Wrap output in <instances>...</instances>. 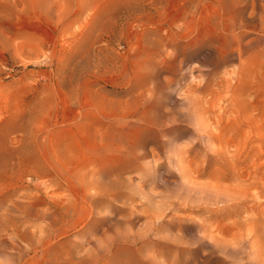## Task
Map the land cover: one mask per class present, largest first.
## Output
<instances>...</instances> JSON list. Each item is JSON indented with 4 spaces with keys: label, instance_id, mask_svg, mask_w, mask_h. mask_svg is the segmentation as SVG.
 Returning a JSON list of instances; mask_svg holds the SVG:
<instances>
[{
    "label": "rangeland",
    "instance_id": "obj_1",
    "mask_svg": "<svg viewBox=\"0 0 264 264\" xmlns=\"http://www.w3.org/2000/svg\"><path fill=\"white\" fill-rule=\"evenodd\" d=\"M0 264H264V0H0Z\"/></svg>",
    "mask_w": 264,
    "mask_h": 264
},
{
    "label": "bare ground",
    "instance_id": "obj_2",
    "mask_svg": "<svg viewBox=\"0 0 264 264\" xmlns=\"http://www.w3.org/2000/svg\"><path fill=\"white\" fill-rule=\"evenodd\" d=\"M198 126V125H197ZM171 141V140H170Z\"/></svg>",
    "mask_w": 264,
    "mask_h": 264
}]
</instances>
